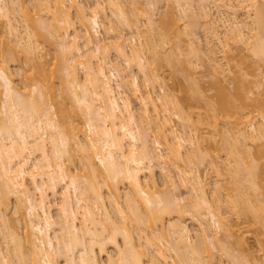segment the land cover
<instances>
[{
  "label": "bare ground",
  "instance_id": "1",
  "mask_svg": "<svg viewBox=\"0 0 264 264\" xmlns=\"http://www.w3.org/2000/svg\"><path fill=\"white\" fill-rule=\"evenodd\" d=\"M26 1L0 0V264H213V248L230 255L231 239L243 247L240 215H247L248 225L264 220L263 100L250 95L254 81L247 82L248 72L235 69L239 65L231 70L230 87L223 83L230 69L215 56L214 43L222 58L234 49L242 63L247 55L240 51L248 50L253 64L264 62V0H170L181 15L190 12L191 25H204L210 34L204 46L194 41L190 25L179 24L182 31L177 27L173 9H166L157 26L152 14L143 13L148 31L138 39L143 31L130 15L135 0ZM194 1L199 11L194 12ZM146 2L147 9L154 8V0ZM101 22L112 41L99 36ZM117 25L128 28L138 43L127 45ZM154 28L156 42L150 36ZM182 34H188L183 47ZM169 39L177 40L173 53L168 48L175 54L173 66L181 60L176 54L188 46L185 50L211 78L214 93L205 119L194 118L191 105L183 106L163 88L155 63L163 59L158 46ZM44 44L53 49L50 60L44 58ZM108 45L121 63H112ZM189 54L179 55L193 69ZM172 56L165 59L170 67ZM20 59L29 66L19 69L22 84L17 86L9 64ZM123 66L129 68L124 75ZM187 66L182 70L190 73ZM190 74L189 86L198 89ZM121 86L131 91L136 110ZM157 87L161 93L154 92ZM188 91L187 98L197 94ZM203 93L199 99L206 98ZM249 104L259 114L255 122L250 116L255 106ZM171 117L193 131L185 136L191 148H184L186 138ZM198 126H209L207 135L198 134ZM203 140L216 141L215 149L219 143L229 158L220 161L217 149L202 146ZM158 146L164 154L155 150ZM203 161L215 173L211 189L198 170ZM154 164L163 186L153 176ZM224 174L228 186L222 185ZM186 220L196 225L194 235ZM246 255L244 264H264V258Z\"/></svg>",
  "mask_w": 264,
  "mask_h": 264
},
{
  "label": "rangeland",
  "instance_id": "2",
  "mask_svg": "<svg viewBox=\"0 0 264 264\" xmlns=\"http://www.w3.org/2000/svg\"><path fill=\"white\" fill-rule=\"evenodd\" d=\"M28 1V4H29V0H27ZM27 1H26V3H27ZM82 2H84V0H81ZM132 1H134V0H132ZM136 1L138 2V4L136 3ZM147 1V0H146ZM145 0H135V4H134V2H132V5L135 7V8H132V12L133 13H135V14H133L132 12V14L130 13V15H131V17L132 18H136L137 19V24H139V28H140V31L142 30L143 32H141V34L143 33V35H141L142 37H137L138 39H141V38H143V36H144V34L146 35V31H148V27L146 26L147 25V23H146V20H145V16L147 15V14H152L151 15V17L153 18V23H154V25L155 26H157V25H159L160 23V18H161V15L163 16L164 14H166V12H168V11H166V9L168 10V9H173V15H174V18L176 19H178V20H176L177 21V23H178V25H177V27L182 31L183 29L181 28V27H183L182 25H184V23H185V26H188V25H190L189 27H188V30L191 32L192 31V33L194 34L193 36L195 37V39H194V37H193V39H194V41H196V43H198L199 42V44H200V46H204L205 44H204V41H205V39H207V38H209V36H210V34L208 33V35L207 34H205V29H204V25L203 24H201L200 22H199V24L198 23H196L195 25L193 24V25H191L192 23H191V21H189L188 22V20H190L189 19V15H190V12L189 13H187L188 15H181L180 13H178V11H177V9H176V7H174V5H175V3H173V1H170V0H157V2H156V0H154L155 2V6H154V8L151 10V9H147L146 8V6H145V3H147ZM169 1V3L167 4V5H170V3H171V6H172V8H171V6H169V7H167V5H165L164 6V4H166L167 2ZM165 2V3H164ZM195 2V1H194ZM194 2H192V8L193 7H196V8H194L193 10H195L194 12H196V11H199L198 9H199V7L198 6H196V2L194 3ZM139 3H141V4H143V6L145 7V9L143 8V6L141 7V6H139ZM157 4V5H156ZM102 5H106L104 2L102 3ZM193 5H195V6H193ZM128 6V5H127ZM131 6V5H130ZM132 6V7H133ZM129 7V6H128ZM140 9H139V8ZM197 7H198V9H197ZM133 9H134V11H133ZM136 10H140V12L142 11V13H139L138 14V12H136ZM144 10V11H143ZM150 10H151V12H150ZM213 10V8L211 7V11ZM147 11H149V13L147 12ZM177 11V13H174V12H176ZM105 12L107 13V14H109V9H108V6H105ZM146 12V13H145ZM145 14V16H143L144 14ZM141 14V15H140ZM177 14H178V17H177ZM103 13L102 12H100V17H101V20H102V22H103ZM137 15V16H136ZM176 15V16H175ZM179 16H181V18H182V20L179 18ZM183 16V17H182ZM145 17V18H144ZM190 17H191V15H190ZM187 20H186V19ZM139 19V20H138ZM192 19V18H191ZM17 20H18V24L19 25H21V23H22V21L20 20V18L19 17H17ZM185 20V21H184ZM139 21V22H138ZM145 21V22H144ZM187 21V22H186ZM101 22V24H100V26H99V28H98V31H99V36L103 39V42H108V40L109 41H112L113 40V38H110V39H108L107 37H108V35L106 34V32H105V30H104V24ZM143 23V24H142ZM159 23V24H158ZM179 24H182V25H179ZM74 26L76 27V30L77 31H79L80 30V27H79V25H78V23H77V21H75L74 22ZM118 26V25H117ZM121 26V28H119L118 30L120 31V33H121V35H122V38L124 39V41H125V43L128 45V44H136V43H138L137 42V38H135V39H133L132 38V34H131V31L128 29V28H125V27H122L123 25H120ZM120 26H118V27H120ZM154 26V27H155ZM193 26H196L195 28L192 27ZM142 27V28H141ZM0 28H1V26H0ZM20 29H22L23 27H19ZM147 29V30H144V29ZM187 28V27H186ZM185 28V29H186ZM201 28H203V29H201ZM155 30H153V31H150V33H148V34H150V36H154L155 37V42L157 41V33H155V32H157L156 31V28H154ZM1 30V29H0ZM187 30V29H186ZM203 30V31H202ZM155 31V32H154ZM180 31V32H181ZM152 32H154L153 34H152ZM207 32V31H206ZM221 34V33H220ZM136 35V34H135ZM183 35V36H182ZM181 35V37H180V39H181V41L183 42H181L180 40H179V44L180 45H182L181 47H183L184 46V40H186V38L188 37V34L186 35V34H182ZM184 35H186L187 37L186 38H184L185 36ZM196 35V36H195ZM137 36V35H136ZM207 36V37H206ZM135 37V36H134ZM199 39V41H198V39ZM197 39V40H196ZM136 40V41H135ZM170 40V39H169ZM168 40V42L166 43V44H162V45H159L158 46V50H160V53H159V56L160 57H163V59L162 58H159L160 59V61H159V59H157L158 60V62L156 61V59L154 60V62L156 61V68H157V70H158V72L159 73H161L160 75L163 77V81H164V90L165 91H167L168 90V92L169 93H171L172 95H173V97L175 98V97H177V98H175V99H177L178 100V98L180 97V101H182L183 102V106L184 105H186V107H189L190 108V106L189 105H191V108L193 109V110H190V109H187L186 107V109L187 110H190V114L194 117V115H199V116H203V118L205 119V117L207 116V113L206 112H208V111H210V106H209V104H207L206 102H208L209 103V95H211L212 93H214V89L212 90V87H210L211 86V78H210V76H209V74H207L208 72L206 71V69H205V67H203L202 65H200V64H198V63H200L199 61H197L194 57H193V55H192V53H190L189 52V50L188 49H186V50H188V53L187 54H189L188 56H190V58H191V55H192V57L194 58H191V60L193 61V65H194V67H193V69H191L192 67H190L192 64H190V66H187L185 63H181V61H182V58H183V56H184V54H183V51L185 50V48H189L188 46H186L184 49H182V53L180 52V53H177L176 51H178V49L176 50V51H174V53H177L178 55L179 54H181V55H183V56H181V55H179V56H181V57H179L177 54H176V56L178 57V58H180L181 60H179L178 58H177V62H178V60H179V63H180V65H182V64H184L185 66H187V68H188V70L190 71V73L192 72V74H193V80L196 82V84H198V89H199V87H200V89H202V91L205 93V95H204V93L203 92H201V93H203V95H204V97H206V98H203V96H202V98L201 99H199V94H201V93H198V92H200V90H198L197 89V85H196V87L192 84V85H190L189 86V82H191V80L190 79H188L187 80V78L186 77H188V78H191V77H189V75L188 74H190V73H188L187 71H185V70H182L183 69V67H184V65L182 66V69L180 68V65H179V63L178 64H176V67L175 66H173V65H175V63L174 62H176V58H174L175 56V54L172 56V53H173V50H175V48L174 47H176L175 45H173L175 42V40L176 39H172L173 40V42L170 40L169 41ZM186 42V41H185ZM173 43V44H172ZM176 43H177V40H176ZM175 43V44H176ZM202 43V44H201ZM187 44V43H186ZM198 44V45H199ZM215 45V56H217V58H218V60H220V62H223V63H225L224 65H223V67H227L228 69H230L229 71H224V80H223V83L227 86V87H230V85H231V82H230V80H231V78H230V76H231V74H232V69L234 68V67H238V65L240 66V67H238V68H235L236 70L237 69H239V70H241L242 72H244L245 71V74H246V71L248 72V74H246V75H244L245 76V78H246V80H247V82L248 83H250V82H252V81H254L253 83H250V85H251V89H252V91H253V93L252 94H250L251 96H254L256 93V95H259L258 97L259 98H261L262 100H263V102H264V64H262V62H263V60H262V62L261 61H258V63L259 62H261L260 64H261V66H259V64L257 65H255V64H253L254 63V56H253V62L251 63V59H252V56H250L249 54H251V53H249V51L248 50H243V49H246V47L244 48L243 47V45L244 44H239V46H240V48L243 50V52L242 51H240L241 53H243V55L244 54H246L247 56L244 58L245 60V62H246V65H247V67L245 66V64H242V63H245L244 61L242 62V63H240V58L242 57V54H241V57H239V55H238V53H237V51H235L234 49L232 50V51H230V52H227L226 53V56H224L223 58L221 57V55L219 54L220 53V49H218L219 48V45H218V43H214ZM230 45H231V43H229ZM41 45H43V44H41ZM157 45V44H156ZM210 45V44H209ZM109 46V45H108ZM170 46H172L171 47V49H170ZM213 46V47H214ZM232 46V45H231ZM242 46V47H241ZM107 47V46H106ZM111 46H109V47H107V48H109V49H107L106 51L109 53V54H107L108 55V57L110 58V60L112 61V63H114V64H116V62H119V63H121L120 61H118L119 59H117V56H116V54H115V52H113L114 51V49H112V48H110ZM155 47H157V46H155ZM168 48L170 49V50H172V53H170L169 54V52H171L170 50H168ZM156 50H157V48H155ZM42 50H43V52L45 51V57L44 58H46V59H48V60H50L51 59V54L53 53V49L52 48H50V46L49 45H45L44 44V46L42 47ZM41 50V51H42ZM185 50V55L187 56V54H186V51ZM52 51V52H51ZM162 51V52H161ZM247 51V52H246ZM168 52V53H167ZM51 53V54H50ZM160 54H162V55H160ZM166 54L168 55V56H172V58H174L173 59V63H172V67H170L171 66V64H169L170 62H168L167 60H165L167 57H165L166 56ZM165 55V56H164ZM186 56H184V57H186ZM245 56V55H244ZM243 56V57H244ZM148 57H149V59H151L152 57H151V55L149 54L148 55ZM165 57V58H164ZM169 58V57H168ZM162 59V60H161ZM167 61V62H165V61ZM175 60V61H174ZM194 60L195 61H197V62H194ZM171 61V60H170ZM19 62H21V63H19ZM119 63H117V65L119 64ZM168 63V64H167ZM264 63V62H263ZM20 64V65H19ZM26 64V65H25ZM122 64H124V63H122ZM122 64H120L118 67L120 68H122ZM241 64V65H240ZM251 64V65H250ZM177 65H179V68H180V70H179V68H178V66ZM201 67H200V66ZM254 65V66H253ZM18 66V67H17ZM20 66V67H19ZM28 66H29V64H27V63H24L23 61H22V59H20V61H16L15 63L14 62H12V63H10L9 64V68H10V70L12 71V73H13V78H14V83H16V85L17 86H19L20 84H22V80H20V78H22V76H21V74H22V72L27 68L28 69ZM196 66H199V67H196ZM255 66H256V68H255ZM257 66H259V68H260V70H259V68L257 67ZM23 68V71L21 72L20 70V68ZM190 67V68H189ZM252 67H254V68H252ZM25 68V69H24ZM126 68V67H125ZM124 66H123V71H124ZM176 68H178V69H176ZM187 68H186V70H187ZM20 69V70H19ZM26 69V70H27ZM127 69H129V68H126L125 69V71L127 70ZM184 69H185V67H184ZM191 69V70H190ZM135 70V71H134ZM182 70V71H181ZM239 70H237V71H239ZM122 70L120 71L121 72V74L122 75H124L126 72L124 71L123 72ZM134 72V73H138L137 71H136V69H133V70H130V72ZM183 71H185V72H187L186 73V75H188V76H186L185 75V73L183 72ZM250 71H251V73H250ZM19 72H20V75H19ZM132 72V73H133ZM260 72V73H259ZM262 72V73H261ZM124 73V74H123ZM129 73V72H128ZM255 74V75H253V74ZM261 74H263V75H261ZM140 75V73L139 74H136V76H137V79H138V82H139V84H141V75ZM190 76H191V74H190ZM195 76V77H194ZM263 77V78H262ZM126 78V77H125ZM250 79L252 80V81H250ZM192 80V82L194 83V81ZM253 84V85H252ZM249 85V86H250ZM122 87V89H123V91L125 92V94L130 98V100H131V105L133 106V108L136 110L137 109V107H138V103H137V101H135V99H134V97H133V95H132V93H131V91H129L125 86H121ZM142 89H143V87H141ZM188 88L189 89H191V90H194V91H196L197 92V94H196V92L194 93V91H193V93L194 94H196V95H193L192 97H190V96H188V97H190V98H187L186 97V93H188V95H189V91L187 92V90H188ZM197 89V90H196ZM157 90V91H156ZM154 92L156 93H161V89L160 88H154ZM259 92H261L262 94H258ZM192 93V94H193ZM190 95H191V92H190ZM261 95V96H260ZM198 96V97H197ZM263 102H261V106H262V104H263V109H264V103ZM184 103H186V104H184ZM188 104V105H187ZM207 104V105H206ZM252 105H254V104H249L248 106L249 107H252L253 108V106ZM255 106V105H254ZM255 108H256V106L254 107V109H251V110H253V112L255 113V115L253 116V112L251 111V113H250V116L252 115V121H257V120H259L257 117H258V113H257V110L256 111H254L255 110ZM261 108L262 107H260L259 106V111L261 110ZM207 109V110H206ZM249 110H250V108H249ZM194 113H193V112ZM206 111V112H205ZM195 113H198V114H195ZM256 113L258 114V115H256ZM205 116V117H204ZM195 118V117H194ZM171 121H172V123L174 124V126H175V128L180 132V133H182L183 134V136L185 137H187L188 136V134L190 133L191 134V132H193V131H190L189 132V129H188V127H183L182 125H181V122H179V120H177V119H175V117H171ZM255 119V120H254ZM209 127V126H208ZM208 127L207 126H203L202 128H200L199 126L197 127V132H198V134L200 133V134H204V135H207V133H205V131H207V132H209V129H210V127H209V129H208ZM220 127V126H219ZM199 129V130H198ZM185 131V132H184ZM197 132H195V133H197ZM202 132V133H201ZM151 133V132H150ZM153 133H151L150 134V137H149V139H151V137L153 136L152 135ZM185 137V138H186ZM216 137H218V138H216V141H218L219 143H220V141H221V139H220V136H216ZM229 137V136H228ZM188 138V137H187ZM187 138L185 139V142H184V148H191V146L189 145V143H188V140H187ZM189 139V138H188ZM217 139H219V140H217ZM227 139L228 140H230L229 138H225V140H224V142L226 143V141H227ZM187 140V141H186ZM150 141V140H149ZM204 141V140H203ZM215 141V142H216ZM188 143V145H187V143ZM204 142H206V144L204 143ZM204 142H201V144H202V146L203 145H210V146H208L211 150L214 148V147H212L213 146V144H214V146H215V142H214V140H213V142L211 143L210 141H208V143H207V141H204ZM211 143V144H210ZM219 143H217L216 145V149L214 148L213 150L215 151L216 150V155H217V158L220 160V161H225L226 159L224 158V157H228L229 158V156L228 155H226L225 153V151L226 150H222L220 147L221 146H219L220 144ZM221 144H223V142L221 143ZM219 146V147H218ZM205 147V146H204ZM220 148V150L218 149V148ZM162 147H160L159 148V146L158 147H156V149L155 150H157V151H159V149H160V151H159V153L160 152H162V154H164L163 153V151H164V149L162 150L161 149ZM251 148H253V147H251ZM254 149V148H253ZM218 152V153H217ZM225 152V153H224ZM205 161H206V158L204 159ZM208 160V159H207ZM203 161V163L201 164V166H198V170H199V173H203V175H205L206 176V178H207V181H209V183H208V188H210L211 189V186H213L212 184H213V182H214V179L216 178L215 177V173L210 169L211 167H210V165L207 163L206 164V162H208V161ZM76 163V165L75 166H77L78 164V160L75 162ZM204 164V165H203ZM209 165V166H208ZM152 172L154 173L153 174V176H154V178H155V180H156V182L158 183V185L159 186H161L162 185V182H163V178H162V175H161V173H160V169H159V165L157 166V165H155L154 164V166L152 167ZM225 175V174H224ZM223 175V176H224ZM217 176V175H216ZM223 176H222V179H224V180H221V182L222 183H225V184H222V185H224V186H228V181H230V179L227 181V177H226V175L224 176V178H223ZM228 176V175H227ZM226 177V178H225ZM229 177V176H228ZM220 182V183H221ZM163 186V185H162ZM213 188V187H212ZM209 189V190H210ZM178 191H181L182 193H184L183 192V190L184 189H182V187L181 186H178V189H177ZM177 190H175V191H177ZM47 192V194L49 193L48 192V190L46 191ZM180 192V193H181ZM55 202H59V200L58 199H56L55 200ZM56 206H52L51 207V209H50V214L54 217L55 215H56V211H57V208H55ZM225 215H227L229 218H231V219H233L232 217H235L236 218V216H232V215H230V214H226L225 213ZM241 216V218L239 217L237 220L240 222V224H241V229H242V235L244 236V245H243V247H241L240 245H238V244H236L235 242H234V240L233 239H231V240H233V242L230 240V243L228 244V246H227V249H228V254H230L231 255V257H230V255H227V254H225V253H223V252H221V251H218L217 250V248L215 249V248H213V252H214V254H215V256H214V260H213V264H235V262L233 261V260H235L236 262H238V261H240V262H243V259H245L244 257H245V255L246 254H249L250 255V253L252 254V255H254L255 256V258H258V257H260L258 260H260V259H263L264 258V226H262L263 224H262V222L264 223V220L263 219H261V221L259 220L258 222H255V223H257V225L255 226V224L253 223V224H246V223H249V221L250 220H248V217H247V219H246V217L245 216H247V215H245L244 217L242 216V215H240ZM247 221H246V220ZM233 220H235V219H233ZM246 222V223H245ZM186 223L188 224V227H189V229H190V233H192V235H194V233H195V230H196V225L193 223V222H191L190 220H186ZM261 223V224H260ZM222 231V230H221ZM221 231L220 232H218V235L219 236H221L222 234H221ZM223 232V231H222ZM191 235V236H192ZM229 247V248H228ZM230 249H232V250H230ZM108 251L110 252V251H112L111 250V248H108ZM221 254H220V253ZM235 254H233V253ZM223 253V254H222ZM232 255H233V258H232ZM229 256V257H228ZM248 255H246V257H247ZM257 256V257H256ZM261 256H263L262 258H261ZM229 259H231V260H229ZM233 259V260H232ZM234 263H233V262ZM60 263H61V260L59 261ZM243 264H244V262H243Z\"/></svg>",
  "mask_w": 264,
  "mask_h": 264
}]
</instances>
